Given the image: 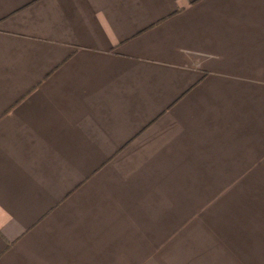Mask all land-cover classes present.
Returning a JSON list of instances; mask_svg holds the SVG:
<instances>
[{
  "label": "crops",
  "instance_id": "obj_1",
  "mask_svg": "<svg viewBox=\"0 0 264 264\" xmlns=\"http://www.w3.org/2000/svg\"><path fill=\"white\" fill-rule=\"evenodd\" d=\"M0 264H264V0H0Z\"/></svg>",
  "mask_w": 264,
  "mask_h": 264
}]
</instances>
